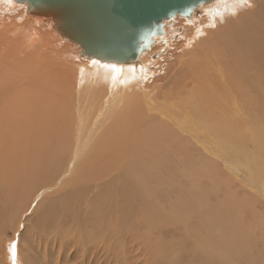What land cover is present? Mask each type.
<instances>
[{"label": "bare ground", "instance_id": "6f19581e", "mask_svg": "<svg viewBox=\"0 0 264 264\" xmlns=\"http://www.w3.org/2000/svg\"><path fill=\"white\" fill-rule=\"evenodd\" d=\"M211 2L212 6L209 5ZM211 2L197 6L194 11L209 6L200 9L205 19L212 15L214 7L224 12L226 15L216 20L221 27L209 34L206 41H192L193 37L188 36L185 47L191 48L190 56L183 55L176 64L174 62L169 80L161 85L162 90L155 87L145 90L142 86L151 64L148 53H141L133 65L103 63L90 58L83 63L78 59L80 62L72 63L73 67L68 69L71 68L74 74L68 70L66 74L62 71L65 67L61 70V65L54 66V61L51 64V59L59 58L53 56V59L50 51L45 54L47 51L39 49L37 39L30 40L37 36L33 33L41 32L42 26L46 25L39 18L51 24H54L53 20L29 14L28 9L23 13L27 8L25 4L0 0L1 11L5 7L11 13L0 15V219L1 214L5 219L9 218V212L13 211L11 205L22 216L28 213L24 218L35 219L34 224L31 222L32 231L51 218L53 226L49 237L42 242L45 253L50 247L58 246L60 255L65 241L75 247L72 252L83 264H119L117 255L120 252H123L121 257L125 264L131 262L124 257L135 252L132 249L133 234L138 215L134 212V201L147 204L151 194L150 176L156 177L152 170V165L156 164L152 160L168 158L173 155L169 152L184 151V155L196 154L200 158L201 149L213 155V140L225 144L236 143L235 139L242 134L247 137L246 124L257 126L254 122L259 112H263L257 92L264 90V52L259 51H264V44L259 43L256 47L250 45L251 40L242 41L247 34L242 30L238 33L243 32V37L235 34V37L241 35L242 38L238 36L241 42L234 34H231L232 40L229 34L234 27L240 30L239 24H245L248 26L246 31L249 25H256L258 33L264 37V16H252L250 12V16L244 15L242 5L236 6L232 0ZM237 13H241L240 16L237 17ZM26 17L34 22L30 23L29 19L26 22ZM169 19L162 21L163 33L154 41L160 38L163 43H168L171 32L165 30L163 22ZM30 26L33 33L28 32ZM52 26L55 29L56 25ZM194 29L198 31L195 39L202 29L201 26ZM36 52L40 53L39 58L35 56L37 67L49 64L42 69L45 79L40 82L41 86L38 77L35 78L38 80L36 87H41V96L32 90L28 100L34 102L31 106L14 107L16 93L21 91L25 76L19 68L25 63V56L32 57ZM61 59L64 60V56ZM15 69L20 74L16 75ZM27 69L28 75L37 74L38 68L33 69L30 63ZM57 77L62 79L60 83ZM254 78H260V82L255 83ZM31 86L38 90L34 84ZM26 88L30 92L31 87L26 85ZM255 88L258 90H253ZM20 93L24 95L22 91ZM158 99L162 104L156 103ZM248 110H254L256 115L249 114ZM32 120L36 121L37 128L30 126ZM234 125L241 130L233 129ZM104 160L111 165L110 173L103 165ZM28 169L33 173L25 177L24 172ZM87 174L91 178L86 177ZM73 225L76 230H71ZM20 226L23 234L25 229L30 239L35 237V232L31 231V235L28 231V221L23 223L20 219L17 228ZM66 227L70 231L65 232L67 237L63 238L59 231ZM204 252H178L169 260L166 257L170 255L169 251L161 252V256L166 264H239L241 260L239 254H229L230 262L229 255L226 258L216 252V256H208ZM18 256V263L24 264L22 255Z\"/></svg>", "mask_w": 264, "mask_h": 264}, {"label": "rangeland", "instance_id": "374dc122", "mask_svg": "<svg viewBox=\"0 0 264 264\" xmlns=\"http://www.w3.org/2000/svg\"><path fill=\"white\" fill-rule=\"evenodd\" d=\"M232 3L236 6L239 4L242 5L241 11L245 13L244 15H247V13L250 12L252 13V16H264V0H248V3H245L243 0L240 2H238V0H232ZM249 3L251 6H248ZM209 5L212 6L213 2L209 3ZM23 6L24 5H21L20 7ZM208 7L209 6H205L203 9L197 8L193 11L194 14L191 15L192 20L190 18L188 19L177 16L163 22L165 30L171 32L169 33L170 38L167 44L163 43L159 38L158 41H154L152 48L145 52V54H149V60L151 62V64H149V75L144 81L146 86H144V84L142 86L145 90L154 87L162 90V86L166 84L170 78L169 72L171 71L170 68L173 66L174 62L176 64L183 55L186 57L190 56L191 48L185 47L186 38H188V36L189 38L193 37L192 41L209 40L207 36L212 32L215 33L221 27V24L216 23V20L221 18L225 13H221L220 10L214 7L212 15L210 17L207 16L208 18L205 19L206 16L200 12V9L204 10ZM23 11V13H27V8H24ZM196 11L197 14H195ZM3 13L11 14L5 7H3L2 11L0 9L1 16H4ZM240 14L241 13H237V17L240 16ZM250 15L251 14L248 13L247 16ZM236 18L233 20H236ZM28 19L30 23L34 22V19L27 17L26 22H28ZM39 20L46 25H40L39 28L42 26V33L39 31L40 33L37 32L38 34L33 33L32 27L30 26V29H28L30 31L28 32H32L35 36L37 35L30 40L37 39L39 49L47 51L45 54H48L50 51L49 54L52 55L53 59V56L59 58V60L51 59V64L52 61H54V66L61 65L59 66L61 70L62 67H65L62 71L66 73L69 67L72 68L77 62L82 60L84 61H82L83 63L86 62L87 58H81V56H79L80 49H78V47L68 41L62 40L58 33L54 31L55 29H53V26L51 27V25H54L51 24L52 22L42 20V18H39ZM0 24H2V22H0ZM168 24H170L171 27L168 26ZM239 25H241L240 30L238 29L239 31L234 27L235 29H232L233 32L231 30V33H228L232 40L235 37V34H241L243 37V34L247 33L245 35L247 39H245V37L242 38L241 35H237V37L240 36L242 41L251 40L249 42L250 45L255 44L256 47L259 46V43L264 44V37L258 33L255 28L256 25H249V32H247L249 28L246 31V28L248 27L247 25ZM242 25L245 26L243 27ZM198 26H201V34L194 39L198 32H195L194 28ZM205 29L207 31H205ZM241 30L244 31V33H238ZM231 34H234V37ZM237 37L235 38L241 42V38L239 39V37ZM259 51L262 53L264 52L261 49ZM39 54L40 53L36 52L32 57L25 56V59L22 58L24 59L25 63L23 62V65L25 67L22 65V68L19 69L25 76L21 83V85H23L21 91L22 94L28 98H24V95H20L21 91L19 92L18 90L15 98L16 103L13 104L14 107L26 108L28 105L31 106L34 102L28 100L30 96H32V90V92H36L35 94L39 92L38 95L41 96V87H39V85L41 86L40 82H44L45 79L42 69L46 68L45 66L49 64L45 65L43 68L37 67L38 65H36V61L38 60L37 58L40 57ZM35 56L38 57L36 58ZM59 56H64V60ZM71 56L73 59H71ZM27 59L30 61L28 62ZM78 59H80V61H78ZM60 60L61 64H59ZM64 62L65 64L67 63V65H65ZM28 63L31 64L33 69L38 68L36 75H32V73H29L28 75ZM72 63L74 64L72 65ZM62 64L64 66H62ZM71 68L68 71H71L70 73L74 74ZM17 71L16 75L20 74V71ZM28 76H31L30 79L27 78ZM37 77L39 81L36 80ZM61 77L63 76L61 75L60 78ZM40 79H43V81ZM58 79L59 78L57 77V81ZM259 79L260 78H254L253 80L256 83L260 82ZM59 80L60 83L62 79ZM25 81L27 83H25ZM37 81L39 82V85H37L38 90L31 86L34 84L33 87H36L35 83H37ZM249 82L251 83L250 80ZM24 83L28 88L29 86L31 87L29 89L30 92ZM53 88L55 89V87ZM253 90L256 91L258 89L255 88ZM48 93L52 94L51 92ZM257 93H259L263 112H259V115H257L258 119L254 122V124H258L257 126H252V123L246 124L245 127L248 128L247 137L242 134L243 136H237L235 139L237 141L236 143L224 141L225 144L213 140V151L215 152H213V155L206 153L201 149V153L199 154L201 155L200 158L196 154H192L193 156L184 155L186 153L184 151V153L169 152V154L173 155H168V158L165 157L156 160L157 158L155 157L154 160H152V163L157 165H152V170L155 172L156 177L150 176L151 194L148 198L147 204L145 206L138 200L134 201V212L138 215L135 221V233L133 234L134 243L132 249L135 252L132 255H125L124 258L131 261L127 264H166V261L162 258L161 254L166 253L167 251L170 252V255L168 254L166 256L168 257V260L178 252L192 254L193 251H196L203 254L202 252L205 251L204 253L208 256H213V254L217 252L221 255L223 254L222 256H225L226 258L229 254H231V256H234L233 253L239 254L241 258L239 264H264V90H258ZM49 96L52 97V95ZM55 96H59V94L55 93ZM59 98H61V96H59ZM59 98L55 102H58ZM156 103H159L160 105L162 104V100L158 99V102L156 101ZM248 112L253 116L256 115L254 110H248ZM31 125H34V128H37L36 121L32 120L30 126ZM232 128L235 130H241L238 125H234ZM31 141L32 139L29 138V142ZM227 141H229V139H227ZM198 143L201 144V141L199 140ZM253 161L256 166L253 164ZM103 163L104 166L106 165V171L110 173L111 165H107L109 161L104 160ZM32 173L33 172L28 169L24 172V176L30 177ZM38 176L43 179L42 175L38 174ZM86 177L91 178L88 174ZM2 198H4V196H2ZM141 206L144 208L143 210ZM11 208L13 211L9 212V218L7 217L5 219L1 214L0 219V264H20L18 263V260L20 261L18 258L19 254L22 255L24 264H83L77 259L76 253L72 252V249L75 247L69 242H63L60 255H58V246L55 248L50 247V254L49 251L46 253L44 252L42 242L44 239L47 241L49 237V232L53 226L51 218H49L48 221L41 223L40 228H36L34 225L35 229L32 231V225L34 224L35 219H33V217L28 219V213L25 214L27 215L25 219V215L22 216V213L16 211L12 205ZM34 209L35 208L32 209V212ZM20 219L23 223L28 221V227L30 226L28 231L35 232L34 238L30 239L29 234H26L25 229L24 234L26 235H24L21 226L19 229L17 228ZM67 227L60 229L59 231L63 238L67 237L65 236V232L70 231ZM44 228L47 229V231ZM70 228L71 230H76L74 225ZM32 232L30 233L31 235L33 234ZM26 236L29 238H26ZM79 238L80 236L77 240H79ZM8 248L10 251H8ZM238 248L240 250H238ZM243 249L244 252L242 251ZM89 250H86V252ZM7 251L9 252V255ZM11 254L14 255L13 261H11ZM122 255L123 252H120L117 255V258L120 257L119 264H125L121 257ZM214 255L216 256V254ZM228 259V261L232 262L230 255ZM180 264L185 263L180 262Z\"/></svg>", "mask_w": 264, "mask_h": 264}, {"label": "water", "instance_id": "95a60500", "mask_svg": "<svg viewBox=\"0 0 264 264\" xmlns=\"http://www.w3.org/2000/svg\"><path fill=\"white\" fill-rule=\"evenodd\" d=\"M29 14L52 19L63 40L80 56L103 63L133 65L163 33L162 21L191 16L213 0H10Z\"/></svg>", "mask_w": 264, "mask_h": 264}, {"label": "snow or ice", "instance_id": "6c2138e0", "mask_svg": "<svg viewBox=\"0 0 264 264\" xmlns=\"http://www.w3.org/2000/svg\"><path fill=\"white\" fill-rule=\"evenodd\" d=\"M244 2H245V3H248V0H244ZM248 6H251V5H250V3H249V5H248Z\"/></svg>", "mask_w": 264, "mask_h": 264}]
</instances>
